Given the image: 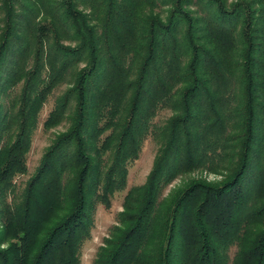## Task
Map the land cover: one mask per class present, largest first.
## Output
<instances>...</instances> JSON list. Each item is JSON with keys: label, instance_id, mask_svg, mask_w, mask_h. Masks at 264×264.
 <instances>
[{"label": "trees", "instance_id": "obj_1", "mask_svg": "<svg viewBox=\"0 0 264 264\" xmlns=\"http://www.w3.org/2000/svg\"><path fill=\"white\" fill-rule=\"evenodd\" d=\"M149 136L93 264H264V0H0V264H80Z\"/></svg>", "mask_w": 264, "mask_h": 264}, {"label": "rangeland", "instance_id": "obj_2", "mask_svg": "<svg viewBox=\"0 0 264 264\" xmlns=\"http://www.w3.org/2000/svg\"><path fill=\"white\" fill-rule=\"evenodd\" d=\"M57 92L59 93V91H56V94ZM53 101L54 95L49 97L41 110L40 120L34 130L30 149L27 153V171L23 174L17 175L15 178L19 186H23L24 181L33 172L42 153L49 145L54 134L58 131H63L68 125L65 121L46 128L42 125V121L51 109ZM169 114L170 110L164 109L158 113L155 119L161 122ZM157 147L158 142L152 136L147 137L143 142L138 158L128 164L126 187L114 192L108 206L101 203L97 205L94 214V224L91 229V237L85 241L81 249L80 264H93L98 247L105 243L104 239L109 237L112 226L117 224V213L123 209L122 202L127 188L133 185L142 184L145 181L146 176L152 167ZM204 174L205 173H203V177L209 180L217 177L214 174ZM181 180L182 177L176 178L169 185L168 192L170 189L178 186Z\"/></svg>", "mask_w": 264, "mask_h": 264}]
</instances>
